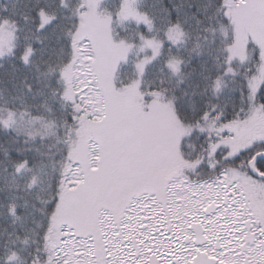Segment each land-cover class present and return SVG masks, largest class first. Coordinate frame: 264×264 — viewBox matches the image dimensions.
Instances as JSON below:
<instances>
[{
    "label": "snow or ice",
    "instance_id": "snow-or-ice-1",
    "mask_svg": "<svg viewBox=\"0 0 264 264\" xmlns=\"http://www.w3.org/2000/svg\"><path fill=\"white\" fill-rule=\"evenodd\" d=\"M0 264H264V0H0Z\"/></svg>",
    "mask_w": 264,
    "mask_h": 264
}]
</instances>
